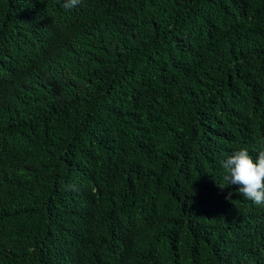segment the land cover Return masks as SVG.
Instances as JSON below:
<instances>
[{
    "label": "trees",
    "instance_id": "obj_1",
    "mask_svg": "<svg viewBox=\"0 0 264 264\" xmlns=\"http://www.w3.org/2000/svg\"><path fill=\"white\" fill-rule=\"evenodd\" d=\"M62 4L0 0V264H264V0Z\"/></svg>",
    "mask_w": 264,
    "mask_h": 264
},
{
    "label": "clouds",
    "instance_id": "obj_2",
    "mask_svg": "<svg viewBox=\"0 0 264 264\" xmlns=\"http://www.w3.org/2000/svg\"><path fill=\"white\" fill-rule=\"evenodd\" d=\"M80 0H63L66 10L79 5ZM224 170L222 189L235 185L238 193L258 206H264V142L253 158L248 149L240 148L220 162ZM231 193L226 196L230 197Z\"/></svg>",
    "mask_w": 264,
    "mask_h": 264
}]
</instances>
